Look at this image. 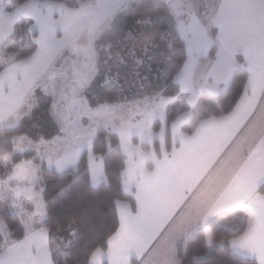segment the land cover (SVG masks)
Wrapping results in <instances>:
<instances>
[{
	"label": "crops",
	"instance_id": "obj_1",
	"mask_svg": "<svg viewBox=\"0 0 264 264\" xmlns=\"http://www.w3.org/2000/svg\"><path fill=\"white\" fill-rule=\"evenodd\" d=\"M44 4L47 6L49 1ZM209 25L210 48L206 51L205 46L194 61L198 64L207 58L211 66L198 73L194 90L191 88L194 94L189 93L186 100L194 107L204 95L208 100L215 98L228 84L214 86L213 73L231 77L239 66L247 72L243 94L229 113L191 119V127L184 131L182 126L176 136L170 122L180 115L186 118L185 112L170 122L155 119L156 130L153 120L146 139L122 138L116 133L124 156L121 188L132 195L134 209L124 201L115 204L125 227L107 239L103 250L96 249L88 264H179L177 245L197 229L208 227L210 233L209 225L215 220L243 227L239 236L220 245L227 243L234 253L251 259L253 264H264V194L257 192L264 182V0H220ZM175 45L183 54L182 41L179 39ZM6 68L0 67V75L8 70L15 84L10 90L1 89L0 120L10 118L19 108L17 94L14 99H5L10 91L18 89L19 73ZM45 73L39 71L33 81ZM189 77L181 76L180 82L188 83ZM100 78L102 81L103 75ZM110 79L98 87L100 91H108L114 84L115 80ZM176 84L179 95L183 84ZM220 160L224 163L207 181ZM91 161L102 165L97 155L94 159L90 156L87 163ZM97 178L105 183V176ZM200 186H204L201 193H196ZM28 209L26 212H32ZM228 217L233 223L227 222ZM40 220L33 221L28 229L21 223V240L3 239L0 257L6 264H53L47 231Z\"/></svg>",
	"mask_w": 264,
	"mask_h": 264
},
{
	"label": "rangeland",
	"instance_id": "obj_2",
	"mask_svg": "<svg viewBox=\"0 0 264 264\" xmlns=\"http://www.w3.org/2000/svg\"><path fill=\"white\" fill-rule=\"evenodd\" d=\"M46 1H49L47 6L44 4ZM127 1L0 0V67L6 70V66H9L14 72L19 73L18 89L15 88L5 96V99L12 96L14 99L17 94L19 108L10 118L0 120V131L19 125H29L28 132L24 131V134L10 140L6 137L1 138L0 132V234L6 241L9 240V232L4 222L7 214L17 216L20 223L27 229L33 221H39L42 218L40 214L43 211V200H41L40 190L36 189L38 187L37 165L33 160L22 161L15 166L11 164V155L14 153L33 151L44 161L52 152L50 137L56 132V128L52 123L47 105L43 102L44 98L39 93L33 95V89L37 86L43 85L48 91L66 90L69 106L74 110V114L84 118L85 126L89 119L98 121L100 127H103L106 122L109 125L107 129L119 134L122 138L134 136L138 139H146L151 132L153 120L170 122L174 116L185 112L186 118L180 115L176 121L170 122L172 132L176 136L182 126L186 131L191 127V119L197 118L199 114L210 108L209 97L205 95L204 99H199L200 101L198 100L194 107L186 99L189 93L194 94L191 88L194 90L193 82L198 73L211 66L209 59L202 58L201 63L197 64L194 57L199 56L200 52L205 50V46H207L206 51L210 48L209 37L212 34L209 31V24L220 0H171L167 5L166 10L175 18L174 37L184 44L180 64L175 69H180L182 72L178 80L175 79L180 86L183 84L179 95L168 97L169 99L161 98L154 88L155 83L152 82L153 88L142 93V96L135 93L133 96L129 94L125 97L127 94L120 93L117 97L110 93L111 87H108L107 96L101 97L102 93L98 92L100 91L98 87L102 86L108 76L113 77L117 83L120 82L118 85L122 92L126 90V86L122 85L126 82L124 71L115 73L108 69L104 76V70L110 66L109 61L112 60L109 49L118 45L117 40L113 39V33L121 25L120 20L123 16L130 13L123 10ZM148 2L144 8L137 10L145 17H149L155 10L151 8V2ZM116 16L117 21L110 20ZM167 28L170 30V27ZM201 30L203 33H200ZM145 37L147 38L144 35L138 43H143ZM173 44L178 51V46ZM37 47H39L38 53ZM120 48H123L122 45ZM144 50L148 53L143 52ZM139 51H141L138 52L139 54L135 52L130 55L132 60L146 61L157 52L153 46L149 48L143 46ZM183 56L186 57L183 58ZM178 58L179 56L175 59L178 60ZM167 68V65L162 67L163 73ZM42 70L46 73L41 75L40 79L33 81L35 74ZM186 74L190 77L189 82L184 84L180 82V79ZM101 75L104 78L102 81ZM11 78H13L12 74L8 73V70L0 75V98L3 97L1 92L3 87L10 90L15 84L10 80ZM164 79L166 80L165 77ZM81 92L90 98L91 108L89 101L82 95H78ZM197 93V95L200 94L199 91ZM37 103L41 104L39 108L35 107ZM182 118L185 119L181 120ZM41 134L48 143H41ZM7 141L14 143L10 151L2 147ZM223 163L224 160H220L212 168L207 181L212 179L213 173L219 170ZM90 167L95 177H104L102 165L91 161ZM70 168L67 167V169ZM53 169L57 171L55 167ZM203 187L200 186L196 193H201ZM195 194L191 201H194L197 195ZM26 209L32 212H26ZM227 222L233 223V219L228 217ZM212 225L221 226L222 229L234 227V225L228 226L226 220L223 223L215 220ZM203 233L206 236V248L210 249L213 242L208 227L203 230ZM138 264L143 263L138 262Z\"/></svg>",
	"mask_w": 264,
	"mask_h": 264
},
{
	"label": "trees",
	"instance_id": "obj_3",
	"mask_svg": "<svg viewBox=\"0 0 264 264\" xmlns=\"http://www.w3.org/2000/svg\"><path fill=\"white\" fill-rule=\"evenodd\" d=\"M136 32L140 33L141 30ZM212 54L211 51L209 57ZM173 73L172 70L163 87L156 88L159 96L177 95L178 85L172 81ZM246 78L245 69L242 66L237 67L231 76V83L215 98L208 100L210 108L199 116H219L229 113L243 91ZM157 125L158 122L155 120L153 122L155 130ZM24 131H29L28 124L2 129L1 138L6 137L10 140L24 134ZM100 131L102 134L95 141V155L101 158L103 173L105 176L106 170V179L109 183H100L99 187L89 186L83 160L78 171L70 168L59 174L53 168L49 169L33 151L11 155L12 166L29 160H33L37 165L36 189L42 192L43 202L46 201L48 206L47 218L43 220L41 226L47 231L53 264H88L91 254L96 249L103 250L107 239L117 230L118 221L113 201L127 202L134 209L132 195L125 193L121 188L124 156L119 147L117 134L104 127H100ZM13 144L7 141L2 147L10 151ZM141 147L147 149L144 144H141ZM257 192L264 194V182L258 187ZM4 222L10 241L17 242L23 238V228L17 216L7 214ZM209 228L213 242L210 249L206 248L203 230L197 229L177 245L176 256L178 254L179 264H253L251 259L234 253L227 243L219 244L239 236L243 232L241 224L237 223L230 229H222L211 224ZM2 243L3 241H0V245Z\"/></svg>",
	"mask_w": 264,
	"mask_h": 264
},
{
	"label": "flooded vegetation",
	"instance_id": "obj_4",
	"mask_svg": "<svg viewBox=\"0 0 264 264\" xmlns=\"http://www.w3.org/2000/svg\"><path fill=\"white\" fill-rule=\"evenodd\" d=\"M148 1L152 4L151 8H154L155 10L149 15V17H145L142 13L140 15L137 10H139V8H144L146 2L149 3ZM148 1L128 0L124 5L123 10L125 12L130 11V13L128 12L123 16V19L120 20L121 25L116 28L113 33V39L117 40L116 43L118 45L109 49L112 60L109 61L111 64L106 68L105 73L108 69L115 73L117 71L118 73L119 71H124V73H126L125 79L127 82L122 84L123 86H126L124 92L120 90L119 85H116V81L114 84L112 83L110 85V93H113L114 96L119 97L120 93L127 94L125 97H128L129 94H132L131 96H133L135 93H139V96H142V93L153 88L151 86L152 82L155 83V89L163 87L166 84L171 71L174 69L175 72V69L180 64L183 55L182 51L181 49L179 50V48L177 51L173 44L177 41L174 37L176 34L174 28L175 18L171 12L166 10L167 5L171 0ZM116 18L117 16L110 20L114 22L118 20ZM164 26L170 27V30ZM139 29L141 32L137 33L136 31ZM144 35H146L147 38L145 37L144 42L139 44L138 41H141V38ZM120 45H122L123 48H120ZM143 46L146 48L153 46L157 52L146 61L132 60V56L130 55L135 52H141L139 49ZM143 52L148 53L147 50H144ZM178 56L179 58L176 60ZM164 65H167L168 68L163 73L162 67ZM109 77L110 76H108V79ZM111 79L113 80V77ZM107 90H109V88ZM100 92L102 93L101 97H105V95L108 94L106 91L103 92L101 90Z\"/></svg>",
	"mask_w": 264,
	"mask_h": 264
},
{
	"label": "snow or ice",
	"instance_id": "obj_5",
	"mask_svg": "<svg viewBox=\"0 0 264 264\" xmlns=\"http://www.w3.org/2000/svg\"><path fill=\"white\" fill-rule=\"evenodd\" d=\"M36 52H39V47L36 48ZM182 67L183 66L181 65V68ZM179 70L180 69H177L176 72L173 73V82H175ZM213 75L214 86L216 87L221 83H231V77L224 78L222 75L215 72ZM37 93L44 98L43 102L47 105L52 123L56 128V132L50 137L52 152L49 154L48 158L44 160V164H47L49 169L55 167L59 174H63L67 167H71L78 171L79 165L83 160L85 161V169L87 172L86 179L89 186L94 188L99 187L100 178L93 175L91 167L87 161L90 156L93 159L95 158V141L96 138L102 134L100 131V123L89 119L87 126H85L84 118L79 114H74V110L69 106V99L66 90L61 91L60 89H56L55 91H48L45 86L40 85L33 89V95H36ZM242 94L243 93L241 92V95ZM78 95H82L85 100H88L89 107H92L90 98L87 95H84L83 92L78 93ZM40 106V103L35 105L36 108H39ZM103 127L104 129H107L109 125L105 122ZM40 141L41 143H48L43 134H41ZM43 166L44 165L42 164L41 167ZM105 183H109L106 179V170ZM41 200H43L42 192ZM113 203L118 204V201L114 200ZM40 215L42 217L40 223L42 224L43 220L47 218L48 215L46 201L43 202V211ZM117 221L116 229L119 231L125 227L119 207L117 208ZM3 239L4 238L0 236V241H3ZM176 258L178 259V254ZM0 264H6L3 257H0Z\"/></svg>",
	"mask_w": 264,
	"mask_h": 264
}]
</instances>
